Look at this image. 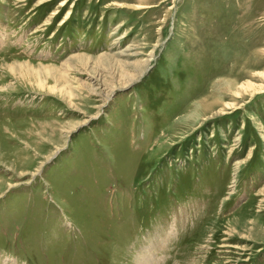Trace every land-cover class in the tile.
I'll return each mask as SVG.
<instances>
[{
  "label": "rangeland",
  "instance_id": "obj_1",
  "mask_svg": "<svg viewBox=\"0 0 264 264\" xmlns=\"http://www.w3.org/2000/svg\"><path fill=\"white\" fill-rule=\"evenodd\" d=\"M172 213L165 264H264V0H0V264Z\"/></svg>",
  "mask_w": 264,
  "mask_h": 264
},
{
  "label": "bare ground",
  "instance_id": "obj_2",
  "mask_svg": "<svg viewBox=\"0 0 264 264\" xmlns=\"http://www.w3.org/2000/svg\"><path fill=\"white\" fill-rule=\"evenodd\" d=\"M135 79V78H134ZM112 91V90H111ZM149 262V261H148ZM140 264H147V260H144L143 262H141Z\"/></svg>",
  "mask_w": 264,
  "mask_h": 264
}]
</instances>
